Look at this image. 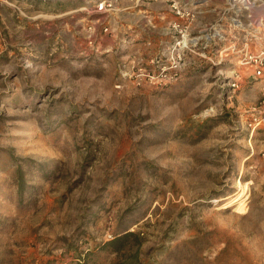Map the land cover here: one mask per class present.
Wrapping results in <instances>:
<instances>
[{
    "label": "rangeland",
    "instance_id": "1",
    "mask_svg": "<svg viewBox=\"0 0 264 264\" xmlns=\"http://www.w3.org/2000/svg\"><path fill=\"white\" fill-rule=\"evenodd\" d=\"M256 1L0 0V264H264Z\"/></svg>",
    "mask_w": 264,
    "mask_h": 264
},
{
    "label": "built area",
    "instance_id": "2",
    "mask_svg": "<svg viewBox=\"0 0 264 264\" xmlns=\"http://www.w3.org/2000/svg\"><path fill=\"white\" fill-rule=\"evenodd\" d=\"M252 3H246L245 0H229V3L232 5V6H237L238 8H241L242 6H248L250 8H254V4L257 2L256 0H251ZM104 6V4H102ZM254 19H257L255 18L254 16ZM259 22H256V24H258ZM258 25H262V22ZM262 54H264V51L262 52ZM253 60V59H252ZM256 61V59H255ZM258 63L256 64V68L254 70L255 72V75L258 76L263 84H264V60L262 58H260L259 60H257ZM262 104L264 106V97L262 99Z\"/></svg>",
    "mask_w": 264,
    "mask_h": 264
},
{
    "label": "bare ground",
    "instance_id": "3",
    "mask_svg": "<svg viewBox=\"0 0 264 264\" xmlns=\"http://www.w3.org/2000/svg\"><path fill=\"white\" fill-rule=\"evenodd\" d=\"M246 3H252L251 0H245ZM264 11V9H262ZM262 11V12H263ZM263 17L264 16H259V17H255L257 19H254L253 23L259 22L258 24H260L261 22H263ZM186 41H184L183 43L185 44ZM252 61H255V59H253ZM247 186L246 185H242V189L240 190V193L238 194V209L239 210H244V206H245V198L244 196L247 194V190H246Z\"/></svg>",
    "mask_w": 264,
    "mask_h": 264
}]
</instances>
